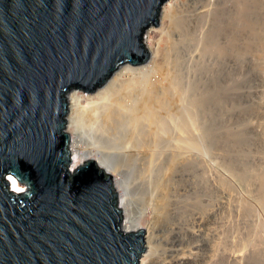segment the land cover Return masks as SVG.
<instances>
[{"label":"water","instance_id":"water-1","mask_svg":"<svg viewBox=\"0 0 264 264\" xmlns=\"http://www.w3.org/2000/svg\"><path fill=\"white\" fill-rule=\"evenodd\" d=\"M166 1L0 0V264L140 263L146 230H121L112 175L72 171L66 95L147 62Z\"/></svg>","mask_w":264,"mask_h":264},{"label":"bare ground","instance_id":"bare-ground-1","mask_svg":"<svg viewBox=\"0 0 264 264\" xmlns=\"http://www.w3.org/2000/svg\"><path fill=\"white\" fill-rule=\"evenodd\" d=\"M172 1H173V3L165 2L162 5L159 16H158V19L159 18L161 19L163 26L166 24L167 21H169V24L167 25V27L165 26L167 31L162 33V35L160 36V39H158L156 41L157 49H156L155 53L153 52L154 51L153 43L155 42V40L153 39V35H154V33H156L155 31L157 29H155V27L153 25H150L145 30V32L143 34V43L150 53L149 59L151 58V60L148 59L147 62H145L144 64H141V65H131L129 63L121 65L120 67H118L116 69V71L112 74V76L107 80V82L105 84H103L100 87H97L94 92L87 93V95H85L84 93L81 94V92L79 91L80 89H77V88L71 89L67 93L66 97H67V100L69 103V106H68L69 112L67 114V131L71 134L70 147H71V152H72V156H73L72 171H74L77 168V164L79 161L85 162L89 159H92L96 162V164L100 168L104 169L106 173L112 175L113 180H114V186H115V189L118 193V202L117 203H118L119 208L123 212V219L121 222V230L123 232L128 233V232L136 231V230L140 229L143 226L141 219L143 217L146 218L149 215H153V219L150 223V228L152 229V231L159 232V234H151L150 236H146V234H145V236H144L145 237V247L146 246L148 247V248L146 247V249H148V251L145 255H143V254L142 255H143V258L145 260H147L146 261L147 264H222L223 256L226 255L225 249L227 248L226 245H225L226 248L225 249L223 248V243L225 240L228 239V237L226 239L227 235H224L225 239L223 241V237H224L223 233H225V234H228V233L224 232L225 229L223 230V222L226 220V219L224 220V216H225L224 211H226V209L224 210V208H223V205H224L223 201L225 200L223 198L224 195L222 197L220 195V194H223V192L226 194L227 189L221 193V190L223 189L221 187L224 185L222 184V186H221L220 185L221 181H219V180L224 181V179L221 176V174L223 175L224 173H222L221 171L220 172L217 171L220 174L219 175L220 177H218L219 180L216 179L217 181H219V184H214V185H216L215 187L212 186V188L213 187L215 188V189H213V191H215V192L213 193V191H212L213 194L209 193V191H210L209 186H211L212 184L210 183L211 184L210 185L209 183H207L210 181L209 179H207V182L205 179L207 177L206 176L207 173H210L208 171H211V170H210V168H208L209 166L206 165L207 163L204 162V159L206 160L207 158L203 159V156L202 157L199 156V155H201L200 152L202 153V151H203V148H202V151H200L201 150L200 147L202 145H204V143L207 146L210 143H213V144L217 143L219 141L218 139L222 140V138H219V137H222L221 121L218 120L217 118L216 119L214 118V123L211 124V126H210L209 121H207L209 118H207V117L208 116L214 117V115H212V114L215 113L216 110H218V108L220 109V104L222 103L221 97L229 89V88L227 89L226 87L228 85H229L228 87H232V86H230L232 84H229V83L226 86V84H224L225 81H227V79L229 78L230 83H231V81H233V85H234V79H236V78L234 76L232 77V74L233 73L235 74L236 72H233L232 74L230 73L231 75H229V77L227 78L223 74L224 70H226L225 67L228 66L227 64L229 63L231 65V68H232L231 70L237 71V68L239 65L238 64L239 59L237 58L236 55L234 56V52L230 54V52H228L226 49H224V47H222V45L221 46L218 45L217 39L221 35L222 36L226 35V36H224V38L227 37V41H229L227 43H229V45H230L229 46L230 50L232 48L235 49L236 43L239 44V42L235 43L236 37L241 36L240 34H242V32L244 33L245 30L246 31L248 29L251 30V28L254 27L253 16L255 17V15H254L255 14V8L257 6L258 0H234V1L233 0H217V4L214 2V0H212V2H214L217 7L215 6L214 9L211 8L214 11V16L209 15V17L211 16V19H212V17H214V21L212 19V21H211L212 25H209L210 28L207 26V24H211V23H209L210 19H208V17L202 18L204 16L203 15L204 11L208 10V9H206L208 6L207 7L205 6L206 4H205L204 0H172ZM210 2H211V0H210ZM174 9H176V10L179 9V11H181L182 14L179 13V16L176 17L177 14L174 13ZM180 9H183V10H180ZM209 11H210V7H209L208 12ZM213 11H212V13H213ZM208 12H207V14H208ZM204 17H206V16H204ZM206 19H208L209 22L208 21H206V23L203 22ZM205 24H206L207 28H209V31H207ZM201 26H202L201 29L204 31L203 33H206L205 31L210 33L211 30L213 29L214 32L213 31L211 32V33H213L212 36L214 37L215 41L217 40L216 45H218V50L216 49V51H217L216 53L213 52V51H215L214 48H213V50L210 48L211 45L208 46L210 49H207L208 48L207 44L211 43L210 34L204 35V37L205 36L210 37L209 39L207 38L208 41H206V39H204L206 41L205 46L207 48L202 47L203 45L202 46L199 45L203 49L206 48L207 49L206 52L211 50L214 54H216L214 56V60H212L213 58L208 59V60L213 61L212 64L209 63V61L207 60L209 65H207L208 64V63H206L207 61H205L204 64H201V62H200L201 59L199 61L196 59L198 61V63H197V61H195L196 63L195 62L192 63V60L190 61V59H188L193 55V54H191L192 50H193L194 46L198 43V42L197 43L195 42V44H194V42H193L194 40L192 39L191 35L198 34L199 32L197 31L198 32L197 33L195 31L197 29H199V27H201ZM203 28H205V30ZM200 33H202V32L200 31ZM247 36H249V35L247 34ZM242 37L246 38V36H241V38H237V41H238V39L242 40ZM250 37H253V36H250ZM166 39L168 40L166 43L168 52H166V53H168L167 57L169 58V61L172 60L171 58L173 56L176 57L175 58L176 62H175V59H173L175 62V64H173L174 66L171 64V63H173V61H171V63H170V65L173 66V67H171V68H173L172 70H174L173 73L176 72L175 71L176 69L180 70L181 65H182V68L185 66L188 67L187 65L189 63H187V62H191L192 64H195V65H197V64L199 65V63H200V66L203 65V66H201V71L199 73L197 71H199L200 69L197 70L198 67L196 68V66H195V69L197 70L195 72V75H197V73H198V75H199L198 78L200 79L199 82L202 83L203 87L202 86L201 87L204 89V91L202 90V92H200L201 91L200 89H202V88H200L198 90V88L200 87V85H199L197 88V90L199 92L196 93L197 94L196 96L194 95L197 99V102L199 103V106L201 107V110L203 111L202 114H204V116H207L206 117L207 120H205V121H207V123L209 124V127H210L209 128L210 131H208L210 134L207 132L209 134L208 137H206L205 135L203 137V135H202V137L204 138L203 139L201 137V134H200V136L198 134L199 138L201 137L203 140V141H201L202 145L199 142H189L188 138L186 140L185 136H184L185 138L180 137L181 139L182 138L185 139V142L187 141V143H184V142H182L183 139L181 140L178 137L181 134L184 135L185 132L188 133L187 136H189V133H194L195 130L193 131L192 125H191L192 130L189 129L188 125H190V124H194V125L196 124L197 125V126L196 125L194 126L196 131H197V127L199 128L198 131H200V128H201L202 132L203 131L206 132V130H208V129L204 130L205 126H207L206 122H205L206 125H204V122H203L204 126H202V127H199L197 123H194L195 121H192L193 123H189V124L186 123L185 126H184L185 123L182 122V121H184L183 117L187 118L184 114V110L188 111V109H189L188 112H190V111L193 112L194 110H196L197 112L201 111V110H199V108H197V107H199L196 104L197 102L195 101L196 102L195 104H196V108L199 111L197 109L191 110L190 106H189L190 108L188 106H186V107H188V109L187 108L186 109L181 108V110L183 109L182 114H184V116L183 117L180 116V119L181 118L183 119V120H180L182 126L177 125V129L175 127V124H177V123H175V120H176L175 117L176 116H173L172 114L169 113V109H170L169 103H172V106H171V108H172L174 106L173 103L175 100L172 101L173 100L172 99L171 102L169 101V103L163 104V102L166 99H169L168 97L175 98L176 95L180 94L183 91V90L178 89L181 91L180 93H178V94L175 93L176 95L173 94V92L171 93V91L175 88V85L177 86L176 89L178 88V85L176 83L178 82L181 84V82H182L180 79L179 80L177 79L178 81L176 80V78L183 76L182 74L178 77H174L175 75L177 76L178 73H181L182 69L177 74H175V75L173 74V76L170 78H169V76H170L171 71H166L167 69H165L164 75H161L162 73H160V77L156 76L157 80L156 81L154 80L155 84L152 81L153 82L151 84L152 87H149V89H147V88L145 89V87H144L141 90L140 89L137 90V88H135V86H133V84L129 83L130 80L133 81L132 78L137 75L136 73H141L143 75H150L151 72H154L155 74L157 73L155 71H156V69H159L160 66L158 67L157 66L158 64H156L154 67L152 62L158 61L157 58H159V56L161 58V47L163 46L162 44ZM247 39H245V40H247ZM247 41H249V40H247ZM250 43H247V44L250 45ZM252 43H251V45L253 46ZM200 44H201V42H200ZM231 44H233V45L235 44V47H233V45L231 46ZM216 45L213 44V46H216ZM223 45L226 47L225 44H223ZM199 46L197 44V47H199ZM213 46H211V47H213ZM219 46H220V48H219ZM243 47H249V46H243ZM234 49H233V51H234ZM197 50L200 51L201 49L199 50L197 48ZM236 50H237V48L235 49V51ZM195 51H196V48H195ZM202 52L204 53L205 49ZM203 53H200V55ZM163 54H164V52H163ZM190 54H191V56H189ZM184 56L185 57L189 56V57H187L184 60L183 59ZM206 56H207V54H206ZM209 57H211V56H209ZM166 58H165V60L168 59V58L167 59ZM204 58H206V57H204ZM178 60H179V63L177 62ZM183 60L185 61V63H187L186 65H185V63H183L184 62ZM157 63H160V62H157ZM166 63L168 64V60ZM167 64L165 65V62H164L163 65H165V67H166L169 65V64L168 65ZM183 64L185 66H183ZM163 65H161V66H163ZM156 66L158 68H156ZM164 68H163V70H164ZM190 69H188V70H190ZM159 71H160V69H159ZM184 71H185V68H183L182 73H184ZM191 71H192V69H191ZM161 72H162V70H161ZM131 73H134V75H133V77L130 78V80L128 81V84L126 85L125 82H127V81H125V77ZM185 73H186V71H185ZM185 73L183 76L184 78H186V76H188V75H185ZM140 76L143 79L144 76L139 74V77ZM128 77H130V76H128ZM183 77H180V78H183ZM173 78H175V81H173ZM187 78H189V76ZM142 79L139 78L138 79L139 82H141ZM189 79H191V78H189ZM135 80L136 79H134V81ZM138 80H137V82H138ZM146 80H145V82H146ZM151 80H153V79H151ZM143 81H144V79H143ZM148 81H150V80L148 79ZM179 81H181V82H179ZM145 82H144V84H146ZM185 83H190V82L187 81ZM183 84H181V85H183ZM191 84H192V81H191ZM181 85L179 87H183ZM190 86H192V85H190ZM235 88H234V90L236 91ZM181 89H183V88H181ZM234 90H233V93L235 92ZM183 93H184V91H183ZM228 94H230V93H228ZM234 94H236V93H234ZM181 96H182L181 94H180V96L178 95V97H181ZM229 96H231V95H229ZM130 97H132V98L129 99ZM181 98H180V102L183 101ZM82 100L88 101V105L90 104V107H88V105H86L85 108L88 107L90 109H92V107L95 106V104H97L96 106L100 107L101 105H98V103L101 104L102 102H105L106 104H103V106L100 107V108L103 107L101 109L103 113L101 112L99 107H95L96 111H98L97 108H99V110L102 114V117H101V115L97 117L98 113L100 114V112H98L97 114L96 113L94 114L93 112H91L92 113L91 114L90 111H92V110H90L88 108H87V110H89L88 112L90 114L88 112H86L87 110L83 109L84 107L80 106V104H82L81 103ZM166 101H168V100H166ZM132 102H136L137 104L136 103L135 104L137 106L135 105L134 108H133V106H129L130 104H132ZM183 102H184L183 107H185V100ZM91 103H94V105L92 107H91V105H92ZM178 103H176V104H178ZM168 104H169V106H168ZM164 105L166 106L165 108H164ZM128 106L133 108V109L131 108V110H132L131 112H130V110H129L130 108H128ZM80 107L82 108V110H85V112L88 115H90L89 117L85 116L88 118H87V120H86L87 122L83 128L81 126L80 127L78 126L79 113H84ZM168 107H169V109H168ZM178 107H180V103H179ZM173 108H175V107H173ZM78 110H79V113H78ZM172 110H175V109H172ZM172 110H170V111H172ZM162 111L167 113V116H168V114H170L175 118V120H174L173 117L171 116V117H169L170 119H168V117L166 119V121H168L167 122L168 124L170 123V120H172V121L174 120V123H172V127H174L176 130H178L180 133L179 134L176 131L177 134H175V132H174V134H175L174 136L178 135L177 137L179 139V140L176 139V141H175L174 140L175 137L173 136L174 137L173 138L174 143L177 141H179V142L181 141L182 142L181 144L183 146H180V147H182V148L186 147L188 143H189L188 146L193 145L194 143L195 144L198 143L197 144L198 147L200 146L199 150H198L199 154H197L198 157H196V158L203 159L202 162H203V164L205 163V165H204L205 169L208 168V170H206L207 171V173H206V172H204L205 169L202 170L203 169L202 167H201L202 169L199 167H198V169L202 170L206 174V175L204 174L205 176H200V178L205 177V179H203V180L201 179V181L204 182V180H205L206 185H209L208 187L206 185H203V184H205L203 182H202L203 184H199L198 180H200V178L198 180L196 179L198 182H195L196 180H194L195 177L193 176L194 174H192L193 168H190L192 166L191 165V162H192L191 156L194 155L193 154L194 150L187 149L188 148V146H187L186 149L183 148L186 151H182V150L180 151L179 150V152H178V150H176L174 148V146L178 147L181 144H179V143L177 145L174 144V146L172 145V147H171V144H173V140H172V142L170 140L171 143L168 141L166 144H167V146H169V148L163 150L162 147H166L165 146L166 144L163 143L164 144L163 145L160 142H165L169 139L166 137L168 135L166 134V136H165V135H163V132H162L163 129H166V126L168 125L167 123H165V124H167L166 126L164 125L165 128L163 126H161L162 125V119L160 120V117L165 118L164 116L163 117L161 116L160 112H162ZM86 113H84V114H86ZM193 113H194V115L196 114V112H193ZM128 115L131 118L127 117ZM175 115H177L179 117V114L175 113ZM194 115H193V118L191 117L192 113H191V115L190 114L187 115V116H189L187 119L188 122H191V120L189 119L190 117L192 120L195 118ZM125 116H126V118H129V120H125ZM178 117H177V119H179ZM83 118L84 117L82 116V119ZM126 121H127V123H126ZM159 121L161 122V124ZM180 121H178V122H180ZM182 123H184V124H182ZM173 124H174V126H173ZM168 126L169 127H167V128L174 130L172 127H170L171 125H168ZM122 128H126V129L123 130ZM121 129H122V131H121ZM172 130L169 131L166 129V131L171 132V133H168L169 135L173 134ZM125 131H126V136L125 135L123 136V134L121 132H125ZM144 132L147 135H145ZM165 133H167V132L164 131V134ZM195 133L192 134V135H194V137H191L192 135L189 136L190 140L192 139V141H193L197 138L196 137L197 134H195ZM127 134H129V136ZM123 137H126V139H122ZM139 137H142V139L141 138L139 139ZM164 139H165V141H164ZM200 139H196L195 141L200 140ZM135 140H137L136 142H139V145L133 144V141H135ZM140 140H141V142H140ZM230 140H231V138H230ZM237 141H240V140H237ZM136 142H134V143H136ZM223 142H221V144ZM168 143H170V144L168 145ZM191 143H193V144H191ZM195 144H194V147L192 146L193 147L192 149H196ZM217 144H220V142H218ZM159 145H161L160 146L161 150H159V147H158ZM197 145H196V147H197ZM211 146H212V144H211ZM216 146H218V145H216ZM155 147L159 150V152L161 151L160 154L163 155L160 158L165 159L164 164H163L164 167L160 168V179L157 178V181L155 179L156 176H155V178L153 176L156 173V169L157 168L159 169V167H158L159 162H160V164L163 162L161 161V159L159 157L158 158L160 160L157 159L156 156H158L159 153H157V151H156L157 149ZM203 147L205 148V146H203ZM209 147H210V145H209ZM223 148H225V147H223ZM206 149H210V148L206 147ZM206 149H204V151ZM218 149H221V148H218ZM211 150H212V152H214L213 150H215V148L211 149ZM221 150H223V149H221ZM195 151H197V150H195ZM221 152H219V153H221ZM170 154H172V156ZM204 154L206 155V153H203V155ZM215 155H218V157H219V154H215ZM198 159H195V157H193V162L195 160L197 161ZM221 159H222V157H221ZM157 160H159V161L157 162ZM196 161L194 162L195 164L196 163L202 164L200 160L198 162H196ZM194 163H192V164H194ZM192 167H194V165ZM219 167H222V166L219 165ZM219 167L216 168L215 170H218ZM220 169H222V168H220ZM158 172L159 171H157V174H158ZM213 172H211V174H213ZM196 173H195V176L200 172H198L197 174ZM215 173H216V171H215ZM152 174H153L152 177H153V179H155V181L152 180V177H150V175H152ZM201 174L202 173H200L199 175H201ZM211 174H210V176H211ZM10 177H11L10 183H11V186H12L14 191L22 192V191L26 190L25 186L21 185L17 181L16 178H14L13 176H10ZM149 177H150L151 181H150ZM214 177L216 178L217 176H214ZM214 177L211 179H214V181H215ZM223 177H224V175H223ZM207 178H209V177H207ZM220 178H222V179H220ZM13 181H15V186L13 185ZM217 181H216V183H217ZM221 183H223V182H221ZM212 188H211V190H212ZM229 191L232 192L233 190L232 191L229 190ZM228 194H229V192H227V196H228ZM231 194H233V193H231ZM212 195H214V196H212ZM221 198L223 199V201ZM228 204H230V203H228ZM228 204H227V206H228ZM225 205H226V203H225ZM228 210H229V208H228ZM233 210L235 211V209L232 208L231 212ZM237 211L239 212V210H237ZM240 211H242V210H240ZM229 212H230V210H229ZM244 212L245 211H242V213H244ZM239 213H241V212H239ZM231 215H233V214H231ZM228 223H230V222H228ZM228 223H226V225ZM224 225H225V223H224ZM233 230H234V228H233ZM146 237H147V241H146ZM225 242H228V241H225ZM224 244H226V243H224ZM244 247H242V248H244ZM146 249H145V251H146ZM240 249H241V247H240ZM224 250H225V252H224ZM235 250H237V249H235ZM235 250H233V251H235ZM241 250H243V249H241ZM241 250H239L238 252H240ZM235 252H237V251H235ZM235 252H232V253H234L235 255L238 254ZM245 252L246 251H243L242 253L246 254ZM253 254H255V253H253ZM256 254H258V253L256 252ZM239 255L241 256V253ZM240 256L238 258H241V259L244 258V257L242 258V256L241 257ZM224 260H225V256H224ZM143 264H145V263L143 262Z\"/></svg>","mask_w":264,"mask_h":264},{"label":"rangeland","instance_id":"rangeland-1","mask_svg":"<svg viewBox=\"0 0 264 264\" xmlns=\"http://www.w3.org/2000/svg\"><path fill=\"white\" fill-rule=\"evenodd\" d=\"M234 1V0H233ZM166 2H169V3H173V1L172 0H167ZM204 2H205V6L207 7L206 9H208L209 10V7H210V13L208 12V10H205L204 11V13H203V15L204 16H206V17H202V18H207L208 17V19H210L209 21H208V19H206V20H204L203 22H205L206 23V21H208L209 23H211V24H207V26L210 28V26L209 25H212V19H213V21H214V17H212V19H211V16H214V11H213V9L215 8V6H216V4H217V0L215 1L214 0V2L216 3H214V2H212V0H211V2L213 3H211L210 2V0L208 1V0H204ZM207 2V3H206ZM215 4V5H214ZM213 5V6H212ZM212 6V7H211ZM217 7V6H216ZM211 8H213V9H211ZM180 10H183V9H180ZM191 10V9H190ZM178 11V12H177ZM208 12V14H207V12ZM212 11H213V13H212ZM206 12V13H205ZM174 13H176L177 15H176V17H178L179 16V13L180 14H182L181 13V11H179V9H174ZM209 15H211L210 17H209ZM255 17L253 16V25H254V27H252L251 28V30H243L244 31V33L242 32V34H240L241 36H246V38H244V37H242V40H240V39H238V41H237V38H241V36H238V37H236V41H235V43L236 42H239V44L238 43H236V47H235V44L233 45V44H231V46L233 45V47H235V49L237 48V50L235 51V49L234 48H232L231 50H230V45H229V43H227V42H229V41H227V37L226 38H224V36H226V35H221L217 40H218V45H222V47H224V49H226L228 52H230V54L231 53H233L234 52V56L236 55L237 56V58L239 59V65H238V68H237V71L235 70V71H232L231 69V65L228 63L227 65L228 66H226L225 67V69L226 70H224V72H223V74L228 78L229 77V75H231L233 72H236L235 74L233 73L232 74V77L234 76L236 79H234V85H233V81H231V83H230V80H229V78L227 79V81H225V83L224 84H226V86L228 85V83L229 84H232V85H230V86H232V87H226L227 89H228V93H230V94H228L227 92L225 93V94H223V96L221 97L222 98V103L220 104V109L218 108V110H216V112L215 113H213L212 115H214V117L213 116H204V114H202L203 113V111L201 110V107L199 106V103L197 102V99H196V93H198L199 91V89L200 88H202L203 86H202V83L201 82H199L200 81V79L198 78L199 77V75H198V73L201 71V66H203V65H201L200 66V63H199V65L197 64V65H195V64H192V63H194L195 61H199L200 59L203 61H201L200 60V62H201V64H204L205 63V61H207L208 59H212V60H214V56L216 55V54H214V53H216L217 51H216V49L218 50V45H216L217 43H216V41H215V39H214V37L212 36L213 35V33H211L212 31L214 32V30L212 29L211 30V32L210 33H208L207 31H209V28H207V26H206V24H205V26H206V28H207V31H205L206 33H203L204 31L201 29L202 28V26L201 27H199V29H197L195 32H197L198 34H196V35H191V37H192V39L194 40L193 42H194V44H195V42L198 44V46L199 45H203L202 47H206L205 46V43H206V41H208L207 40V38L209 39L210 37V39H211V43H209V44H207V47L208 46H213V44H215L216 46H213V47H211L210 46V48L213 50V48L215 49V51H208V52H206V50L207 49H210L209 47L206 49V48H204L205 49V52L203 53L202 51H204V49L201 47V46H199V47H197V44L194 46V48H193V50H192V53L191 54H193L192 56H191V54L189 55V56H191L190 58H188V59H190V61L192 60V63L191 62H187V63H189L187 66L188 67H186L185 65L187 64V63H185V59L187 58V57H189V56H187V57H185L184 56V62L183 63H185V65L183 64V66H185V67H183V68H185V71H186V73H185V71H184V73H185V75H188L189 76V78H191V79H189V78H187L188 76H186V78H184L183 76H184V73H182V71H183V68H182V65L180 66V68L182 69V71H181V73H178V72H180V70H175L176 72H174L173 73V71L174 70H172L173 68H171V67H173L174 65L173 64H175V62H176V57L175 56H173L170 60L171 61H173V63H171V61H169V58L167 57L168 56V53H166V52H168V50H167V45H166V43H167V39L163 42V46L161 47V58H160V56H159V58H157L158 59V61H153L152 63H153V65H154V67H155V65L156 64H158L157 66L159 67V69H160V71H159V69H156V71L155 72H157L156 74L154 73V72H151L150 73V75H143V74H141V73H136L135 75L137 76H134L133 77V75H134V73H131V74H128L126 77H125V81H127V82H125L126 83V85L128 84V81L130 80V78L131 77H133L132 79H133V81L132 80H130V82L129 83H131V84H133V86H135V88H137V90L138 89H143L144 87H145V89L147 88V89H149V87H152V83L154 82V84H155V81L157 80V77H160V73H162L161 75H164V71H165V69H167L166 71H171V73H170V76H169V78L170 77H172L173 76V74L175 75V74H177V76L175 75L174 77H178V76H180L181 74L183 75V76H180V77H183V78H180V77H178V78H176V80L178 79H180L181 81H179V82H181V84H183V85H181L180 83H176L177 85H178V88L176 89V85H175V88L171 91V93L173 92V94H175V93H180L181 91L180 90H183L184 91V93H183V91L180 93L182 96V98L181 97H178V95L180 96V94H178V95H176L175 96V98L177 99H175V98H172V97H168L169 99H166V100H168V101H164L163 102V104L165 103V104H167V103H169V101L171 102V100L172 101H174V106L173 107H175V108H171V106H172V103H169L170 104V106H169V104H168V106L170 107V109H169V107H168V109H169V113L170 114H172L173 116H176L175 118H176V120H175V118L172 116V115H170V114H168V116H167V113H165V112H160L161 113V116L163 117H165V118H161L160 117V120L162 119V125L161 126H163L164 128H165V126L168 124L167 122L168 121H166V119H167V117H168V119H170L169 117H173V119L175 120V123H177V124H175V127H176V129H177V125H180V126H182L181 125V121L180 120H183L184 119V121H182V122H184V123H182V124H184V126L186 125V123L187 124H189V123H193L192 121H195L194 123H197L198 124V126L199 127H202V126H204V125H206L207 124V126H205V128H204V130L205 129H208V130H206V132H202V130H201V128H200V131H198V127H197V131H196V129H195V125L194 124H190V125H188L189 126V129L190 130H192L191 129V125L193 126V131H194V133L195 134H197V138L196 139H200L201 137H202V135H203V137H204V135L206 136V137H208L209 136V132L208 131H210V127H209V124H210V126H211V124H213L214 123V118L216 119H218V120H220L221 121V127H222V131H221V133H222V137H219V138H222V140L221 139H218L219 141L218 142H220V144H217V143H210L209 145H210V147H209V145H207L206 146V144L204 143V145H202L201 144V141H203L202 140V138L200 139V140H197V141H195V140H193L192 141V139L190 140L189 138V136H191L192 134H194V133H189V136H187L188 135V133H184V135H177L178 137H179V139H181L180 137H186V140H187V138H188V141L189 142H199L202 146L200 147V151H202V148H203V151H202V153L200 152V154L201 155H199L200 157H202L203 156V159L204 158H207L206 160L204 159V162H206L207 164L206 165H208L207 167L208 168H210V170L211 171H208V172H210V173H207V171L206 170H208V168L207 169H205V163L203 164V159H198V158H196V157H198V155L197 154H199L198 153V150H199V147H198V143H194L195 144V148L196 149H192L193 147H194V144L193 143H191V144H193V145H190V146H188L189 145V143L187 144V146H188V148H187V146L186 147H183V148H187V149H189V150H194V152H193V154L194 155H192L191 157V165L193 166L194 165V167H192L191 165V167L190 168H193L191 171H192V174H194L193 176L195 177V179L194 180H198L199 178H200V176H205L206 174L204 173V172H206L207 173V177H209V178H207L206 177V179H205V177H202V178H200V180H198L199 181V184H203V183H205V184H203V185H206V182H207V179H209L208 181L209 182H207V183H211L210 185L211 186H209V185H206L207 187L209 186V189H210V191H209V193H211V194H213L215 191H213V189H215L214 187L216 186V185H214V184H219V181H221V182H223V183H221L220 182V185L222 186V184L224 185V186H222L221 188H223L222 190H221V193L223 192V191H225L226 189H227V192H229V194H228V196H227V192H226V194L223 192V194H220L221 195V197L223 196V198L225 199L224 201H223V199H222V201L224 202L223 204V208H224V210L226 209V211H224L225 212V216H224V220L226 221H224L223 222V230L225 229V231L224 232H227L228 234H225V233H223V236L224 235H227L226 236V239H227V237H228V239L227 240H225V241H228V242H225L224 241V239H225V236L223 237V241H224V243H226V244H224L223 243V248L225 249L226 247L228 248H226L225 250H226V255H224L225 256V260H224V256H223V259H222V264H264V0H258V3H257V6H256V8H255ZM159 20V25L158 26H155V25H153L154 27H155V29H157L155 32L156 33H154V35H153V39L155 40V42L153 43V49H154V53L156 52V49H157V45H156V41L158 40V39H160V36L162 35V33H164L165 31H167V29H166V27H167V25L169 24V21H167L166 22V24L163 26V24H162V22H161V19L159 18L158 19ZM207 22V23H208ZM239 22V21H238ZM237 23V22H236ZM204 25V24H203ZM236 25V24H235ZM239 25V24H238ZM243 25V24H242ZM166 26V27H165ZM165 28V29H164ZM254 28V29H253ZM204 30H205V28H203ZM203 33H200V31ZM254 30V31H253ZM251 33H250V32ZM159 32V33H158ZM253 32V33H252ZM249 35V36H247V34ZM209 35L210 34V37L208 36V37H204V35ZM244 34V35H243ZM251 34V35H250ZM157 37H156V36ZM250 36H253V37H250ZM204 37V38H203ZM224 40H223V39ZM244 38V39H243ZM248 38V39H247ZM250 38V39H249ZM252 38V39H251ZM204 39H206V41L204 40ZM226 39V40H225ZM245 39H247V40H249V41H247V40H245ZM196 40V41H195ZM222 42H221V41ZM240 40V41H239ZM253 40V41H252ZM210 41V40H209ZM220 41V42H219ZM226 41V42H225ZM245 41V42H244ZM200 42H201V44H200ZM253 44V46L251 45V43ZM246 43V44H245ZM247 43H250V45L253 47H251L249 44H247ZM223 44H225L226 45V47L223 45ZM166 46V47H165ZM220 46H219V48H220ZM238 46V47H237ZM243 46H249V47H243ZM201 47V48H200ZM216 47V48H215ZM229 47V48H228ZM195 48H196V51H195ZM197 48L200 50V51H198L197 50ZM239 48V49H238ZM229 49V50H228ZM233 49H234V51H233ZM241 50V51H240ZM246 50V51H245ZM152 52V53H153ZM163 52H164V54H163ZM196 52V53H195ZM200 53H203V54H201L200 55ZM206 54H207V56H206ZM212 54V55H211ZM153 55V54H152ZM151 55V56H152ZM166 55V56H165ZM233 55V54H232ZM209 56H211V57H209ZM168 59H167V58ZM195 57V58H194ZM204 57H206V58H204ZM165 58L168 60V64L166 63L167 62V60H165ZM178 58V57H177ZM173 59H175V62H174V60ZM187 59V60H188ZM197 59V60H196ZM149 60H151V58L149 59ZM182 60V59H181ZM212 60H208L209 61V63H211L212 64ZM198 61H197V63H198ZM208 61L206 62V63H208ZM211 61V62H210ZM157 62H162L161 64L160 63H157ZM164 62H165V65L167 64L168 66H166L165 67V65H163L164 64ZM178 63H179V60L177 61ZM182 62V61H181ZM170 63L173 65H170ZM196 63V62H195ZM209 63L207 64V65H209ZM210 64V65H211ZM161 65H163V66H161ZM191 65V66H190ZM156 66V68H158ZM194 66V67H193ZM195 66H196V68H197V70L198 69H200L199 71H197L196 69H195ZM168 67V68H167ZM163 68H164V70H163ZM171 68V69H170ZM192 69V71H191V69ZM228 68V69H227ZM169 69V70H168ZM187 69V70H186ZM188 69H190V70H188ZM161 70H162V72H161ZM198 72L197 73V75H195V72ZM226 71V72H225ZM238 72V73H237ZM190 73V74H189ZM231 73V74H230ZM139 74L140 75H142V76H144L143 77V79H144V81H143V79H142V77L140 76L139 77ZM159 74V75H158ZM195 77H193V76ZM128 76H130V77H128ZM157 76V77H156ZM150 77V78H149ZM142 79L141 80V82H139V80L138 79ZM156 78V79H155ZM134 79H136L135 81H134ZM147 79V80H146ZM148 79L150 80V81H148ZM151 79H153V80H151ZM190 81H189V80ZM199 79V80H198ZM137 80H138V82H137ZM145 80H146V82H145ZM155 80V81H154ZM177 80V81H178ZM197 80V81H196ZM153 81V82H152ZM173 81H175V78H173ZM190 82V83H185V82ZM191 81H192V84H191ZM238 81V82H237ZM144 82L148 85H146V84H144ZM150 85H149V84ZM197 83V84H196ZM153 84V85H154ZM192 85V86H190V85ZM236 84V85H235ZM146 85V86H145ZM183 86V87H179V86ZM194 85V86H193ZM200 85V87L198 88V86ZM202 86V87H201ZM236 88H235V87ZM142 87V88H141ZM181 88H183V89H181ZM191 88V89H190ZM197 88H198V90H197ZM234 88L236 89V91L234 90ZM178 89H180V90H178ZM201 91L200 92H202V90L204 91V89L202 88V89H200ZM232 90V91H231ZM233 90L235 91L234 93H236V94H234L233 93ZM80 92H81V94H85V95H87V93H89V92H87V91H85V90H82V89H80L79 90ZM178 91V92H177ZM194 91V92H193ZM195 95V96H194ZM229 95H231V96H229ZM174 96V95H173ZM226 96V97H225ZM132 97H130L129 99H131ZM171 98V99H170ZM180 98L184 101L185 100V107H183V104H184V102L183 101H181L180 102ZM185 98V99H184ZM195 98V99H194ZM197 103H196V102ZM97 102V101H96ZM99 102V101H98ZM101 102V101H100ZM180 103V107H178V105H179V103ZM187 102V103H186ZM190 102V103H189ZM82 104H80V106L81 107H84L83 109H85V110H87V108L88 107H90V104L88 105V101H86V100H82V102H81ZM136 102H132V104H130L129 106H133V108H134V106L137 104H135ZM176 103H178V104H176ZM189 103V104H188ZM197 104V106H199V107H197V108H199V110H201L200 112H197L196 110H194L193 112H196V114L194 115V113L193 112H191L192 113V118H193V115L195 116V118L192 120L191 119V117L189 118L190 120H191V122H188V117L189 116H187V115H191V113L190 112H188L189 111V109H188V107L190 106L191 107V110H193V109H197L196 108V104ZM92 105H91V107L94 105V103H91ZM103 104H106L105 102H102L101 104L100 103H98V105H101V106H103ZM86 105H88V107L87 108H85V106ZM97 104H95V106H93L92 107V109H90V108H88V109H90V110H92V111H90V113L91 112H93L94 114L96 113H98V112H100V110L103 108H100L99 106H96ZM195 105V106H194ZM128 106V108H130L129 110H130V112L132 111L131 110V108L132 107H129ZM137 106V105H136ZM177 106V107H176ZM186 106H188V107H186ZM80 107V108H81ZM95 107H99L100 108V110H99V108H97V110L98 111H96V108ZM166 106L164 105V108H165ZM189 107V108H190ZM132 108V109H133ZM181 108H183V109H188V111L187 110H184V114H185V116L187 117V118H184L183 116H184V114H182V110H181ZM172 109H175V110H172ZM81 110H82V108H81ZM85 110H82L84 113H86V112H88L89 110H87L86 112H85ZM95 110V111H94ZM170 110H172V111H170ZM178 110V111H177ZM181 112H180V111ZM198 110V109H197ZM198 110V111H199ZM177 111V112H176ZM186 111V112H185ZM81 112V111H80ZM101 112H102V110H101ZM101 112H100V114L98 113V115H97V117L98 116H100L101 115V117H102V114H101ZM78 113H79V110H78ZM84 113H79V117H78V126L80 127H84L85 126V124H86V120H87V118L90 116V115H88L87 113V115L86 114H84ZM89 113V112H88ZM89 113V114H90ZM103 113V112H102ZM163 113V114H162ZM175 113L176 114H179V117L177 116V115H175ZM189 113V114H188ZM219 113V114H218ZM92 114V113H91ZM217 115V116H216ZM82 116L84 117L83 119H82ZM85 116H88V117H85ZM180 116H182L183 117V119L181 118L180 119ZM197 116V117H196ZM204 116V117H203ZM216 116V117H215ZM127 117H130L129 115L127 116ZM177 117L179 118V119H177ZM209 118L208 120H207V118ZM86 118V119H85ZM100 118V117H99ZM131 118V117H130ZM206 118V119H205ZM186 119V120H185ZM82 120V121H81ZM125 120H129V118H126V116H125ZM174 120L172 121V120H170V123L168 124V125H171L170 127H172V123H174ZM189 120V121H190ZM205 120H207V121H209V124L207 123V121H205ZM172 121V122H171ZM178 121H180V122H178ZM81 122V123H80ZM83 122V123H82ZM160 122V121H159ZM203 122H204V125H203ZM205 122H206V124H205ZM80 123V124H79ZM126 123H127V121H126ZM165 123H167V124H165ZM160 124H161V122H160ZM165 125V126H164ZM166 126V129L167 130H169V131H171L172 129H170V128H167V127H169V126ZM173 126H174V124H173ZM197 126V125H196ZM187 127V126H186ZM207 127V128H206ZM174 130H172V133L173 134H168V133H171V132H169V131H166V129H163V135H165L166 136V134L169 136H166L169 140H167V141H165V139H164V141L165 142H160V143H167L168 141L170 142V140H171V142H172V140H173V138L175 137V141H176V139L177 140H179L178 139V137L177 136H174L175 134H177L176 133V131L179 133V131L178 130H176L174 127H172ZM123 130L124 129H126V128H122ZM122 129H121V131H122ZM203 129V128H202ZM127 131V130H126ZM126 131L125 132H121L122 134H123V136L125 135L126 136ZM164 131L165 132H167V133H165L164 134ZM192 131V132H193ZM128 132V131H127ZM174 132H175V134H174ZM191 132V131H190ZM201 132V133H200ZM209 134H208V133ZM121 134V135H122ZM144 134H145V132H144ZM180 134V133H179ZM198 134H199V136H200V134H201V137L199 138V136H198ZM207 134V135H206ZM120 135V136H121ZM128 136H129V134H127ZM145 135H147V134H145ZM144 135V136H145ZM172 135V136H171ZM240 135V136H239ZM127 136V137H128ZM174 136V137H173ZM122 137V136H121ZM184 137V138H185ZM191 137H194V135H192ZM205 137V138H206ZM224 137V138H223ZM227 137V138H226ZM241 137V138H240ZM138 138V137H137ZM142 139V137H139V139ZM166 138V139H167ZM230 138H231V140H230ZM122 139H126V137H123ZM146 139V138H145ZM144 139V140H145ZM183 139V138H182ZM181 139V140H182ZM204 139V138H203ZM138 140V139H137ZM137 140H135V141H133V144H138L139 145V142H136ZM174 140H173V144H171V147H172V145L174 146V144L175 145H177L178 143L179 144H181L182 142H184V143H187V141L185 142V139H183L182 140V142L180 141H177V142H175L174 143ZM237 140H240V141H237ZM161 141V140H160ZM163 141V140H162ZM224 141V142H223ZM226 141V142H225ZM134 142H136V143H134ZM140 142H141V140H140ZM170 142V143H171ZM221 142H223L222 144H221ZM231 142V143H230ZM159 143V144H160ZM170 143H168V145L170 144ZM233 143V144H232ZM238 143V144H237ZM211 144H212V146H211ZM164 145V144H163ZM185 145V144H184ZM196 145H197V147H196ZM216 145H218V146H216ZM160 146L161 145H159L158 147H159V150H161L160 149ZM166 147H162L163 148V150L164 149H168L169 148V146H167V144L165 145ZM180 146H183L182 144L181 145H179L178 147L180 148H178L177 146V148L174 146V148L176 149V150H178V152H179V150L181 151H186V150H184L182 147H180ZM193 146V147H192ZM203 146H205V148L203 147ZM157 147V146H156ZM155 147V148H156ZM191 149H190V148ZM206 147L207 148H210V149H206ZM213 147V148H212ZM223 147H225V148H223ZM198 148V149H197ZM215 148V150H213L214 152H212V150L211 149H214ZM218 148H221V149H223V150H221V149H218ZM157 149V148H156ZM204 149H206L205 151H204ZM159 150L157 149L156 151H157V153H159V155L158 156H156L157 157V159H159L160 157H162L163 155L162 154H160L161 153V151L159 152ZM195 150H197V151H195ZM218 150V151H217ZM218 153H217V152ZM223 153H222V152ZM219 152H221V153H219ZM192 153V152H191ZM196 153V154H195ZM203 153H206V155L204 154L203 155ZM214 153V154H213ZM215 154H219V157H218V155H215ZM222 154V155H221ZM171 156H172V154H170ZM214 155V156H213ZM221 155V156H220ZM170 156V157H171ZM205 156V157H204ZM217 156V157H216ZM155 157V158H156ZM159 157V158H158ZM169 157V158H170ZM193 157H195V159H198L196 162H198L199 160L201 161V163L202 164H195L194 162H193ZM199 157V158H200ZM221 157H222V159H221ZM220 158V159H219ZM161 159V161L163 162V163H161L160 164V162H159V169L157 168L156 169V173L154 174V176H153V174L152 175H150V177H154L155 178V176H156V181H157V178H159L160 179V168H163L164 167V161H165V159H163V158H160ZM159 159V160H160ZM167 159V158H166ZM159 160H157V162L159 161ZM156 161V160H155ZM84 161H79L78 162V164H77V167L79 166V165H81L82 163H83ZM192 163H194V164H192ZM163 165V166H162ZM219 165L220 166H222V167H219ZM196 167V168H195ZM198 167L199 168H201L202 170H204V172L202 171V170H200V169H198ZM219 167V169L218 170H215L216 168H218ZM196 170H195V169ZM212 168V169H211ZM220 168H222V169H220ZM233 169V170H232ZM157 171H159L158 172V174H157ZM214 171V172H213ZM215 171H216V173H215ZM217 171H221L222 173H224L223 175H224V177H223V175L221 174V176H222V178L224 179V181H222V180H219L218 179V177H220L219 175V173L217 172ZM155 172V171H154ZM198 172H200V173H202L201 175H199L200 173H197ZM211 172H213V174H211ZM195 173L197 174L196 176H195ZM151 174V173H150ZM205 174V175H204ZM209 174V175H208ZM210 174H211V176H210ZM216 174V175H215ZM234 174V175H233ZM158 176V177H157ZM214 176H217L216 178L214 177ZM150 177H149V179H150ZM153 177H152V180H154L155 181V179H153ZM215 178V181H214V179H211V178ZM222 178H220V179H222ZM158 179V180H159ZM201 179L203 180V179H205L206 180V182H205V180H204V182L203 181H201ZM216 179H218L219 181H217ZM195 181V182H198V181ZM150 181H151V179H150ZM216 181H217V183H216ZM201 182V183H200ZM203 182V183H202ZM228 183V184H227ZM212 186H214L213 188H212ZM226 186V187H225ZM212 188V190H211V188ZM225 187V188H224ZM229 188V189H228ZM229 190H233L232 192H230ZM212 191H213V193H212ZM231 193H233V194H231ZM227 197H226V196ZM233 195V196H232ZM212 196H214V195H212ZM230 200V201H229ZM228 201V202H227ZM225 203H226V205H225ZM228 203H230V204H228ZM227 204H228V206H227ZM231 207H230V206ZM226 208H225V207ZM228 208H229V210H230V212H231V210H232V208L233 209H235V211L233 210L231 213L229 212V210H228ZM237 210H239V212H241V213H239ZM240 210H242V211H245L244 213H242V211H240ZM228 212V213H227ZM238 212V213H237ZM246 213V214H245ZM231 214H233V215H231ZM241 214V215H240ZM229 215V216H228ZM239 215V216H238ZM229 217V218H228ZM228 218V219H227ZM152 219H153V215H149L148 217H146V218H142L141 220H142V224H143V226L141 227V228H145L146 229V236H150L151 234H159V232H155V231H152V229L150 228V223H151V221H152ZM232 219V220H231ZM236 219V220H235ZM230 220V221H229ZM234 220V221H233ZM228 222H230V223H228ZM224 223H225V225H226V223H228L226 226L224 225ZM230 226V227H229ZM225 227V228H224ZM227 228V229H226ZM232 228V229H231ZM233 228H234V230H233ZM227 230V231H226ZM153 232V233H152ZM231 233V234H230ZM241 234V235H240ZM236 236V237H235ZM230 239V240H229ZM236 239V240H235ZM146 241H147V237H146ZM225 245H226V247H225ZM239 246V247H238ZM245 246V247H244ZM147 247V246H146ZM240 247H241V249H243V250H241L240 249ZM242 247H244V248H242ZM148 248V247H147ZM235 249H237V250H235ZM225 250H224V252H225ZM233 250H235V251H237V252H235V251H233ZM239 250H241L240 252H238ZM147 251H148V249H146V251L143 253V255H145L146 253H147ZM228 251V252H227ZM243 251H246L245 253L246 254H244V253H242ZM258 253V254H256V252ZM261 251V252H260ZM232 252H235V253H238V254H234V253H232ZM241 253V256H242V258L243 259H241V258H238ZM253 253H255V254H253ZM230 254V255H229ZM143 255H142V257H141V259H140V263L139 264H143V262L145 263V264H147L146 263V261L147 260H145L144 258H143ZM235 256V257H234ZM240 256V257H241ZM238 258V259H237ZM236 259V260H235ZM238 260V261H237ZM243 262V263H242Z\"/></svg>","mask_w":264,"mask_h":264},{"label":"snow or ice","instance_id":"snow-or-ice-1","mask_svg":"<svg viewBox=\"0 0 264 264\" xmlns=\"http://www.w3.org/2000/svg\"><path fill=\"white\" fill-rule=\"evenodd\" d=\"M9 179H11V177H9ZM13 185L15 186V181H13ZM19 190V189H18Z\"/></svg>","mask_w":264,"mask_h":264}]
</instances>
